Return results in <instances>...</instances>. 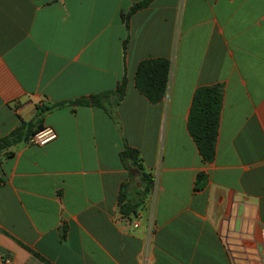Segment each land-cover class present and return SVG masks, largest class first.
Listing matches in <instances>:
<instances>
[{
	"label": "crops",
	"instance_id": "crops-1",
	"mask_svg": "<svg viewBox=\"0 0 264 264\" xmlns=\"http://www.w3.org/2000/svg\"><path fill=\"white\" fill-rule=\"evenodd\" d=\"M135 1L0 0V136L36 104L111 90L124 75L121 136L156 180L120 216L128 173L112 121L98 106L53 109L42 119L53 140L0 154V264H139L150 217V264H260L264 0H152L126 30L119 14ZM152 57L170 60L155 103L133 84ZM218 82L214 157L203 162L186 118L193 90ZM139 187L134 173L127 197Z\"/></svg>",
	"mask_w": 264,
	"mask_h": 264
},
{
	"label": "trees",
	"instance_id": "trees-1",
	"mask_svg": "<svg viewBox=\"0 0 264 264\" xmlns=\"http://www.w3.org/2000/svg\"><path fill=\"white\" fill-rule=\"evenodd\" d=\"M150 1L152 0L135 1L128 7L125 13L119 14L126 30L128 29L130 15L137 9L146 6ZM124 45L125 39L122 41L123 51ZM169 67L170 60L163 57L141 59L136 64L133 75L134 87L150 103L158 102L164 95L168 82ZM125 85V76L122 75L111 90L69 100L36 104L31 119L20 120L14 128L0 136V154L18 142L26 141L29 136L43 126L42 119L46 113L63 106L81 105L100 107L110 118L116 131L121 136V121L116 108L123 97ZM222 91L223 84L218 82L197 86L192 92L186 118V129L203 162H210L214 157ZM121 140L122 148L118 152L117 157L121 166L126 169L128 179L119 183L117 211L120 216H128L136 212L145 195L151 192L152 178L143 169L137 150L129 146L122 136ZM134 173L140 187L134 190L135 196L133 198H128V186L132 183ZM203 182L204 174L198 172L194 179V189L202 188ZM23 247L26 248L25 246Z\"/></svg>",
	"mask_w": 264,
	"mask_h": 264
},
{
	"label": "built area",
	"instance_id": "built-area-1",
	"mask_svg": "<svg viewBox=\"0 0 264 264\" xmlns=\"http://www.w3.org/2000/svg\"><path fill=\"white\" fill-rule=\"evenodd\" d=\"M56 134L54 130L49 126H42L40 129L35 131L29 138L26 140L29 144L34 145H43L55 138ZM54 137V138H52ZM46 141V142H45ZM152 178V189H155L156 180L155 174L151 176ZM133 226H137L136 222L132 223ZM153 232V221L150 218L147 220L146 225V232L144 236V244L141 252L138 255L139 264H150L152 260V255L150 251V244H151V236ZM259 238H260V249L258 253L259 263L264 264V228L260 229L259 231Z\"/></svg>",
	"mask_w": 264,
	"mask_h": 264
},
{
	"label": "clouds",
	"instance_id": "clouds-1",
	"mask_svg": "<svg viewBox=\"0 0 264 264\" xmlns=\"http://www.w3.org/2000/svg\"><path fill=\"white\" fill-rule=\"evenodd\" d=\"M52 138H54V137H52ZM46 142V141H45Z\"/></svg>",
	"mask_w": 264,
	"mask_h": 264
}]
</instances>
